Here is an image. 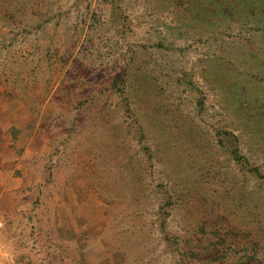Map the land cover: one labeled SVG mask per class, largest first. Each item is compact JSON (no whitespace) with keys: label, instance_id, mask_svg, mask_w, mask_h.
Wrapping results in <instances>:
<instances>
[{"label":"rangeland","instance_id":"1","mask_svg":"<svg viewBox=\"0 0 264 264\" xmlns=\"http://www.w3.org/2000/svg\"><path fill=\"white\" fill-rule=\"evenodd\" d=\"M0 264H264V0H0Z\"/></svg>","mask_w":264,"mask_h":264}]
</instances>
